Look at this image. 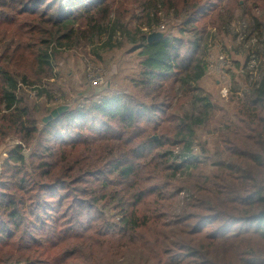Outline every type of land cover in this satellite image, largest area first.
<instances>
[{
    "label": "trees",
    "instance_id": "trees-1",
    "mask_svg": "<svg viewBox=\"0 0 264 264\" xmlns=\"http://www.w3.org/2000/svg\"><path fill=\"white\" fill-rule=\"evenodd\" d=\"M240 10L261 33L264 0H0V148L19 143L1 168L0 264H264V61L228 108L198 86L197 39ZM105 31L100 47L120 33L139 51V94L40 123L59 57Z\"/></svg>",
    "mask_w": 264,
    "mask_h": 264
},
{
    "label": "rangeland",
    "instance_id": "rangeland-1",
    "mask_svg": "<svg viewBox=\"0 0 264 264\" xmlns=\"http://www.w3.org/2000/svg\"><path fill=\"white\" fill-rule=\"evenodd\" d=\"M163 29V27L155 28L154 32L165 35V32L161 31ZM260 30L261 33L255 29L253 24L250 25L243 17V11L240 10L237 12L236 21L219 39L206 36L197 39L196 47H198L199 56H206V60L210 64L207 74L199 81L198 86L205 93L212 94L213 99H220V102L225 106L232 95H236L233 92V87L240 88L238 96L242 97L245 92L256 88L261 79L264 61V20L260 25ZM168 33L171 37L177 35L171 30ZM103 34V36L101 35L103 39L96 36L92 40L96 45L93 43L89 44L87 48H75L64 52L59 57L55 84L60 87V92H57V98L53 102L43 106V111L39 113V116L44 114L46 108L49 109V112L44 118L61 106L69 107L74 103V106L87 104L90 108L94 102H101L117 93L139 94V85L138 88L135 87L141 73L139 51L124 38H121L120 41V33L115 37L113 48L100 47L98 44L101 43V40H106L107 31ZM93 51L95 56H89V53ZM60 94L67 95V98ZM182 94L183 89H180L179 95ZM182 107L183 112L188 115H198L202 111L201 102L195 98L183 104ZM43 120L41 118L40 123L45 124ZM215 142L210 133H203L201 143L203 145L207 143V148L210 151L215 150ZM9 143L11 144L12 141L8 140L5 144ZM200 148V146L199 148L195 147L194 150L198 149L199 151ZM7 150L8 148H4L0 154ZM1 157L2 155H0ZM182 171L185 173V170ZM189 175L185 173L181 179H185ZM190 196L191 193L187 190L182 193L181 203Z\"/></svg>",
    "mask_w": 264,
    "mask_h": 264
},
{
    "label": "water",
    "instance_id": "water-1",
    "mask_svg": "<svg viewBox=\"0 0 264 264\" xmlns=\"http://www.w3.org/2000/svg\"><path fill=\"white\" fill-rule=\"evenodd\" d=\"M163 37H164V35L162 33L154 32V33H152V34H150L148 36V40L147 41H148V43H152L153 41H155L157 39H160V38H163ZM68 108H69L68 106H61V107L53 110L48 117L44 118L43 122L44 123H48L52 119L56 118L58 115L62 114L64 111L68 110ZM155 139H156V137H155ZM9 144H4L0 148V151H2L4 148H8V150L6 152L0 154V155H2V157L0 158V175H1L2 165H3L4 161L8 157V153H10V151L13 150L15 148V146H17L19 143L18 142H13V140H12V143L10 145Z\"/></svg>",
    "mask_w": 264,
    "mask_h": 264
}]
</instances>
